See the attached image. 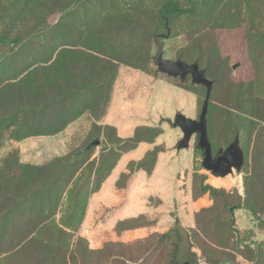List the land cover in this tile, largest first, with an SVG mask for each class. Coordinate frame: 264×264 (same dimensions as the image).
I'll return each instance as SVG.
<instances>
[{
    "label": "rangeland",
    "instance_id": "rangeland-1",
    "mask_svg": "<svg viewBox=\"0 0 264 264\" xmlns=\"http://www.w3.org/2000/svg\"><path fill=\"white\" fill-rule=\"evenodd\" d=\"M204 105L239 172L176 149ZM169 231L192 264H264V0H0V264H179Z\"/></svg>",
    "mask_w": 264,
    "mask_h": 264
},
{
    "label": "water",
    "instance_id": "water-1",
    "mask_svg": "<svg viewBox=\"0 0 264 264\" xmlns=\"http://www.w3.org/2000/svg\"><path fill=\"white\" fill-rule=\"evenodd\" d=\"M158 67L163 74L173 78H180L181 81H184L187 76H190L192 83L204 86L206 96H209L213 82L205 77L204 72L199 69L198 64L193 63L188 65L181 61H165L160 58ZM206 112L207 108L204 105L198 121L184 120L181 118L179 127L183 133V138L176 149L187 148L192 135H197L198 146L203 153L202 164L206 170L210 171L215 177H224L231 174L233 170L239 172L244 158L237 138L227 149L224 151L220 150L217 157H212L211 146L206 133ZM93 145H98V141H94Z\"/></svg>",
    "mask_w": 264,
    "mask_h": 264
},
{
    "label": "trees",
    "instance_id": "trees-1",
    "mask_svg": "<svg viewBox=\"0 0 264 264\" xmlns=\"http://www.w3.org/2000/svg\"><path fill=\"white\" fill-rule=\"evenodd\" d=\"M168 11L171 12V13L181 12L180 9H175V8L168 9ZM158 46H159V44H158ZM160 58H161V56H160V54H158L157 59H156L157 65H158V62H159ZM203 192L204 193L205 192L212 193V192H215V190L212 187H210V186L207 185V186L203 187ZM175 232L177 233V231H175ZM173 236H174V233H172V231H169L168 233H165V234L161 235V237H160V238H167L170 241V243L174 246L175 250H174V253H173L174 254L173 255V262H174V258H176V260L178 259V262H179V260H183L179 264H192L190 262L191 261L190 260V257L191 256L193 257V254H190L189 253V250L187 248V245H185L183 243L184 244V246H183L184 248H182V245L179 244L178 242H176L174 240V237ZM178 237L179 238H177V239L179 240L180 239V236H178ZM176 264H178V263L176 262Z\"/></svg>",
    "mask_w": 264,
    "mask_h": 264
},
{
    "label": "bare ground",
    "instance_id": "bare-ground-1",
    "mask_svg": "<svg viewBox=\"0 0 264 264\" xmlns=\"http://www.w3.org/2000/svg\"><path fill=\"white\" fill-rule=\"evenodd\" d=\"M219 182H217V181H215V182H213V184H218Z\"/></svg>",
    "mask_w": 264,
    "mask_h": 264
},
{
    "label": "flooded vegetation",
    "instance_id": "flooded-vegetation-1",
    "mask_svg": "<svg viewBox=\"0 0 264 264\" xmlns=\"http://www.w3.org/2000/svg\"><path fill=\"white\" fill-rule=\"evenodd\" d=\"M219 155V153H217L216 157Z\"/></svg>",
    "mask_w": 264,
    "mask_h": 264
}]
</instances>
